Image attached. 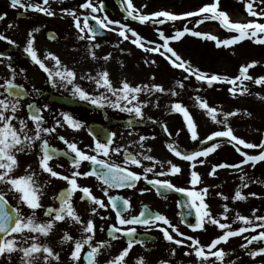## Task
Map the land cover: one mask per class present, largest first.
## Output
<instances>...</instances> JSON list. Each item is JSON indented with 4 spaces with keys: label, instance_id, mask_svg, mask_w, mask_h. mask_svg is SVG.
Masks as SVG:
<instances>
[{
    "label": "snow or ice",
    "instance_id": "obj_1",
    "mask_svg": "<svg viewBox=\"0 0 264 264\" xmlns=\"http://www.w3.org/2000/svg\"><path fill=\"white\" fill-rule=\"evenodd\" d=\"M11 7H23L25 10H34L44 13L48 16L55 15L54 11L49 5V0H43L42 3H27L24 4L22 0H10ZM260 4H264V0H259ZM80 8L91 9L89 15L83 16V23H81V16L77 14L75 9H62V12L70 15L74 19L75 27L78 29L79 40H87L89 47L87 48L88 55L92 60L98 59L94 49L99 48V44L93 43L96 40L97 34L101 29H109L117 32L124 40L131 39V42L137 47L141 48L145 52L156 53L159 52L169 60L170 64L177 69L183 70L187 75L183 80H177L176 86L180 89H184V81L189 77H195L196 80L205 82L208 86H213L217 82H226L232 87L229 88V92L232 96H236L238 93L243 95L248 92V88L244 81H253L256 85H264V75H260L254 78L249 74V69L257 65L258 61H251L247 64H242L239 69V74L235 77H229L227 75H219L216 73H209L201 70L199 67L194 66L190 60L184 59L175 49L170 47L169 41L180 40L185 34H191L194 37L204 38L210 41H215L216 47L224 46L229 47L238 44L240 41L246 38L254 39L257 44L264 45V23L258 20H250L248 22H234L231 21L227 12L219 9V0H214L213 3L205 4L195 11H186L180 14L174 13L169 10L154 11L149 14H144L140 9H137L132 0H121V7L127 13V17H131L135 21L140 23H146L152 21L155 24L163 25L166 21H178L187 17H198L196 24H202L205 20L219 21L223 28L229 31H235L237 35L231 36L228 39H220L216 35L210 32L195 31L189 28L187 25L182 30H176L173 35H166L162 30L157 29L159 36L162 38L163 43L156 45L153 41H148L145 37L140 35L135 29L131 28L127 23H122L120 20H111L107 13H104L103 17L96 15L97 12H103V0H99V5L93 4L92 0H84V3L79 5ZM246 7L252 17H264V8L257 11L253 7L252 2L246 0ZM126 17V18H127ZM163 17V19H160ZM89 18L96 22V27L89 24ZM4 19V16L0 15V20ZM12 27V25H9ZM40 31L39 27H35L28 32V38L26 46L23 48L24 53L31 59V61L38 65L48 76V83H51L53 87H63L69 89L70 95L73 99L89 102L98 108L111 107L118 109L121 112L133 114L134 117H143V108L147 106V100H140L141 93L152 94L153 92H159L162 94H170L173 97L179 95L176 88H165L158 83L149 84H132L126 78L122 79L119 86H116L110 77L109 71L104 69L96 70L93 75L91 71L82 75L77 74L76 70L72 67H68L63 64L60 57L51 51H46L43 58L38 55V50L35 47L36 37L34 33ZM129 33L131 36H129ZM49 39H55L54 33L48 34ZM0 40L8 41L11 44H16V41L11 40L10 37L0 33ZM163 49V51H161ZM123 51V49H121ZM2 55V54H0ZM112 58V54L108 53L99 59L108 61ZM11 60V58H8ZM54 61V67L50 68L46 61ZM146 64L148 60L144 61ZM155 63V61H151ZM123 66V62H121ZM11 71L12 78L6 79L4 84L0 87L4 88L6 95L0 93V185L7 186V192L0 190V259L7 261V264H11L14 254L19 253V264H52L55 261L56 264H60V253L55 251L51 244L46 239L41 241V237L47 238L50 236L56 228V225L60 222H69L71 224L80 225L81 235L76 238L71 235L67 230L63 231V235L60 237L61 244H72V249L69 254L70 264H79L81 259L85 264H99L98 257L103 254L104 249H108L112 246L111 240L119 239L117 233H123L127 238V246L124 247L115 257L107 260L104 264H127L126 258L128 257L133 246L137 243L144 244L143 240H138L135 237L136 228L128 227L122 228L117 225H111L108 231V236L111 240H96L95 235L97 232V226L93 218L85 221L82 216L77 212L74 203L73 196L79 191L82 193L81 201H89L92 205V216L99 215L98 209H104L111 206L116 212V218L118 224L123 225H135L140 224L147 228L156 227L163 233V237L166 241L173 242L176 245H184L186 241L191 243L187 246L192 249L191 252H185V255H191L194 253L197 258L198 264H208L210 258L212 264H234L233 261H227L225 258L230 255L222 247H217L221 243H227L229 238L241 236L243 233L248 232L250 229L255 231L261 229L257 234L251 237H244L245 243L240 245L241 248L247 249L254 241H264V216H255V219H251L248 216L236 213L233 223L240 221L245 226H241L236 229H232V225L229 223L221 222L223 217L227 220L229 213L228 205L223 206V212L219 216H213L210 211L209 205L205 202V197L209 195V189L204 187L200 190H196L195 186L201 182L200 173L195 171L196 163L203 164L204 160H199V157H207L210 153L215 152L220 143L213 142L210 146H206L200 150L184 152L180 149L177 143H167L166 147L175 156L181 157L184 161L192 162L190 167L191 171L190 184L193 188H179L168 179H158L148 177V173H153L156 165H160L161 169L165 167V164L156 159L150 154L144 152L133 153L127 150L123 145L114 146V137L116 133H110L104 142L96 138L93 135L94 148L92 151L95 154H89V152L80 149L76 142L69 141L64 136H59L67 149L73 154L71 164L74 171L71 175H65L62 172H58L51 165L50 161L53 160L54 155L58 152L53 148L47 136L56 132L57 127H63L65 124L74 129L79 130L84 127V122L75 118L70 112L62 111L60 113L61 119H55L52 126H45L46 120L43 112L48 110L49 106L43 107L37 106L35 103L27 105L29 111L27 117L19 115L23 105L21 100L27 93L24 91L23 86L16 84L14 78L16 76V70L12 64L7 65ZM23 71V70H21ZM154 79V77L152 78ZM78 80H87L95 85V89L103 91L89 92L85 89ZM34 91L39 94L40 89ZM258 98L264 99L259 93L256 94ZM197 106L204 110L206 114L217 124H223L224 130L214 131L207 135L201 143L205 141H213L214 138L224 137L227 138V142L235 146L237 143L244 145L248 149H260L258 155H249L247 152L241 153L244 157L237 164L220 163L212 166L209 175L214 176L219 168H233L240 169L241 165H247L249 162L253 166L257 162L264 161V139L259 144L247 142L244 139L236 136L234 130L228 126V118L236 116L240 113V109H235L230 112H223L217 107L211 106L207 100L197 95L194 97ZM158 106V105H157ZM170 111L179 113L183 117L184 124L190 133L193 141L199 140L198 125L189 109L180 101L172 102L170 105ZM246 116H251L252 113L244 110ZM222 115L223 119H218ZM32 125L31 127L29 125ZM164 131L171 133L168 130L167 125H163ZM147 137L140 136L139 142H141V148ZM37 144L39 150L37 153V161L39 172L32 168L29 164L23 174L16 175L15 173L20 167L19 155L31 153L36 149ZM123 150L124 159L122 164L111 162L109 159H101L100 156L109 157L111 153L119 154ZM151 149H148L150 152ZM237 151H240L237 148ZM82 161H89L94 166L91 171L80 172ZM154 162L151 166H144L143 162ZM168 167L166 171H160L156 173V176H165L168 174L176 175L181 173L182 169L179 165L173 163L171 160L166 162ZM129 165H136L142 167V172L138 173L131 170ZM41 173H46L50 178H58L67 182V187L62 189L56 194L53 199L58 202V206H45L42 203V197L44 196V189L51 183V180L40 181L39 176ZM93 176L97 180L101 181L105 186L102 188L104 196L107 197L108 203L106 204L104 199L97 197L93 194L89 186H82L78 183L79 177ZM145 180L148 185H153L156 188L157 193L160 191L174 189L177 192H186L189 197L188 207L195 209V223H187V227L194 232L197 230H205L206 225L216 226L218 229L223 230L222 234L216 236L207 245L200 242L198 237L186 235L179 230V227L173 224L167 216L161 213H154L151 210L145 208L142 209L139 215H133L128 217L126 214L132 207L130 200L119 196L109 195L110 188H135L137 182ZM246 176L242 175L241 180L244 181ZM247 187L245 183L243 185ZM151 189L145 188L141 191H149ZM9 193H15L17 204L12 206L7 199ZM218 196H222L224 200H228L229 197L224 196L222 193H217ZM249 195L255 196L256 193H250ZM234 200H245L247 197L237 189L235 195L232 197ZM119 201V203H117ZM23 206H26L29 210L28 214L23 212ZM42 210L44 217L47 219H40L37 216V211ZM256 210H253L255 214ZM191 215V212L188 213ZM104 219V217H101ZM259 221V223H257ZM164 226H162L160 223ZM183 222V219H182ZM171 229V231H169ZM100 231H104L103 225L99 228ZM173 233L176 235L174 236ZM176 236L183 239L176 238ZM171 254H176V249H171ZM248 255L255 258L259 255H264V247H258L248 252ZM134 264H148L144 256H139L134 261ZM159 264H170L169 261H160ZM191 264V262H189ZM264 264V262H261Z\"/></svg>",
    "mask_w": 264,
    "mask_h": 264
},
{
    "label": "flooded vegetation",
    "instance_id": "obj_2",
    "mask_svg": "<svg viewBox=\"0 0 264 264\" xmlns=\"http://www.w3.org/2000/svg\"><path fill=\"white\" fill-rule=\"evenodd\" d=\"M66 1H71L72 3L61 2L60 4H54L52 0H49V5L47 6L51 7L53 4L51 9L55 10L54 12L58 17L55 22H53V16H48L31 9L26 11L23 7L13 8L11 7L10 0H0V15L4 16V19L0 20V33L8 37L13 36L16 41V44H10L8 41L0 40V54H2L0 55V85L4 84L6 79L12 78L11 71L7 67V65L11 63L16 70L14 82L22 85L24 91L27 93L21 100L23 107L19 113L20 116L26 118L29 111L27 105L35 103L40 107L44 105L49 106L48 110L43 112L46 120L45 126H52L55 119L62 120L60 116L62 111L70 112L75 118L84 122V127L79 130H74L65 124L63 127H57L55 133L46 137L52 147L58 150L53 160L50 161L51 165L56 171L62 172L65 175H71V172L76 170L71 164L73 154L67 149V146L58 139L59 136H64L69 141L76 142L80 149L89 152V154H95L92 151L94 148L93 135H96L97 139L104 142L108 135L114 132L117 134L114 137V146L123 145L128 151L134 154L140 152L146 154V152L148 153L147 147L148 139L151 135L150 132H153V128L155 129L156 126L160 125L159 121H161L162 118H143V120H141V118L134 117L133 114L121 112L111 107L98 108L89 102L73 99L70 95V87L69 89H65L59 85L53 87L51 83L47 82V73L40 69L38 65H35L23 51V48L26 46L28 32L35 27H39V32L45 33V37L49 30H54L57 33V39L59 34H62L64 43L69 49V52H63L61 55L59 52L48 49L47 46L49 45L45 42H37L36 39L35 44L43 50L38 51V55L41 58H43L46 51H51L60 57L63 64L74 68L78 76L82 75L84 70V47L85 45L89 47V44L77 38L78 29L75 27L73 17L62 12V9H75L77 14L81 16V23H83V16L87 15L85 11L90 13L91 9L80 8L79 5L83 3L80 0H76L75 3H73V0ZM22 2L24 4L29 2L42 3L43 0H22ZM95 14L103 17L104 12H97ZM115 15L116 13L114 12L108 14V17L114 20ZM9 25H12V27H9ZM12 33L15 34L11 35ZM36 34L37 33H34L35 37ZM112 39L111 32L109 36L101 38L96 37L97 42L95 44L100 45L99 48L94 49L98 57V59H96L97 61L101 60L99 59L100 55L98 52L102 47L109 46L110 50L108 53L112 55L115 54L116 50H111V48L115 46L111 41ZM47 40V42L54 41L48 38ZM120 53L125 54V51H120ZM9 57L11 60L8 59ZM46 63L50 68L54 67V61L48 60ZM5 70H7V76ZM77 82L83 87L85 86V80H78ZM34 88L40 89L39 94L34 91ZM0 93L7 94L2 87H0ZM29 126L31 127L32 125L30 124ZM140 136L147 137V139L142 142L143 148H141V142L137 141ZM213 142L218 141L214 139L213 141H207L206 144L210 146ZM237 148H239L240 151H237ZM38 150L39 145L37 144L36 149L31 153L19 155L20 167L15 173L16 175L23 174L25 168L29 164L32 165L33 169L39 172L37 161ZM230 150L228 149V151L224 152L221 156V150L217 149L215 152L205 157V174L204 179H202V177L200 183L204 182V187L209 189V195L205 197V202L209 205L213 216H219V214L223 212V206L227 204L229 208L227 220L220 217L221 222L229 223L232 225V229H236L245 226L240 221H235V223H233L237 212L253 220L255 216H264V162L256 163L255 166L249 162L247 165H241L240 169L219 168L214 176H210L209 172L213 165L220 163L237 164L244 159L241 153L247 152L251 155L253 152L257 151L258 148L248 149L237 143L235 146L231 147ZM100 158L109 159L111 162L122 164L124 152L122 150L119 154L111 153L107 158L101 155ZM143 165L151 166V163L149 161H144ZM177 165L180 166V163ZM92 167L94 166L91 162L82 161L78 170L80 172L91 171ZM129 167L131 170L138 173L142 172V167L136 165H129ZM166 170V167L163 169L160 167L159 170L148 173V177L150 179H168L179 188H193L190 184L191 175L189 171L188 174L181 172L176 175L168 174L165 176H156V173ZM242 175L246 176L244 181L241 180ZM39 179L41 182L49 179L51 180V183L44 189V196L42 197L43 205L58 206V202L54 201L53 197L67 187V182L58 178H50L46 173H41ZM78 183L82 186H89L94 195L104 199L106 204L108 203L107 197L104 196L102 191V188L105 186L101 181L93 176H89L79 177ZM200 183L195 186L196 190L204 188ZM245 183L247 187L243 186ZM145 188L151 190L142 192L141 190ZM237 189H239L247 199H232ZM0 190L7 192V186L0 185ZM217 193H222L224 196L229 197V199L224 200L222 196H218ZM250 193H256V195H249ZM81 195L82 193L77 191L73 196V203L77 212L85 221L89 218L94 219L97 226L95 235L96 240H111V237L108 236V231L110 226L114 224L122 228H136L135 237L138 240H143L144 244L137 243L133 246L126 258L127 264H134V261L139 256H144L148 264H159L160 261H169L170 264H189V262H191V264H198L194 253L185 255V252L192 251V249L187 246L191 243L190 241H186L184 245L178 246L173 242L166 241L159 228L150 227L146 229V226L140 224L121 226L118 224L116 212L111 206L98 209L99 215L92 216L91 203L87 200L81 201ZM109 195L130 200L132 207L126 214L128 217L139 215L141 210L145 208L154 213L164 214L173 224L179 227L181 232L186 235L198 237L200 242L204 245L209 244L213 238L221 235L223 231L212 225H206L205 230H197L195 232L187 227V223H195L196 216L195 209H190L188 207L187 202L189 197L186 192H177L174 189H162L158 194L155 186L148 185L147 182L142 179L137 182L135 188H110ZM7 199L12 206L17 204L15 193H9ZM117 203H119V201H117ZM22 210L25 214L29 213L26 206H23ZM253 210H256L255 214H253ZM189 212H191V215H188ZM37 216L42 220L47 219L44 217L42 210L37 211ZM101 217H104V219H101ZM158 223L164 226L162 222ZM257 223H259V221H257ZM101 225H103L104 231L99 230ZM79 229L80 225L78 224H71L67 221L60 222L56 225L53 233L47 238L41 237V241L44 242L46 239L54 250L60 253V264H70L69 254L72 249V244H61L60 237L63 235V231L67 230L73 237L78 238L81 235ZM169 231H171V229H169ZM259 231H261V229H256L255 231L250 229L241 236L231 237L227 243L222 242L221 245H218L217 247H222L226 252L230 253V255L225 258L226 262L233 261L234 264H261V262H264V255H259L255 258L248 255L250 250L264 247V241H254L247 249L240 247V245L246 242L244 237H251ZM173 235L175 236L176 234L173 233ZM117 236L119 239L111 240L112 246L108 249H104L103 254L98 257L99 264H104L105 261L115 257L127 246V238L123 233H117ZM176 238L183 239L179 236H176ZM173 248L176 249L175 255L171 254V249ZM13 256L17 257L16 264H19L20 254L16 253ZM213 259L214 258H210L208 264H212ZM1 261H4V259H0V262ZM52 264H56V262L52 261ZM79 264H85L84 260L81 259ZM217 264H219V262H217Z\"/></svg>",
    "mask_w": 264,
    "mask_h": 264
},
{
    "label": "rangeland",
    "instance_id": "obj_3",
    "mask_svg": "<svg viewBox=\"0 0 264 264\" xmlns=\"http://www.w3.org/2000/svg\"><path fill=\"white\" fill-rule=\"evenodd\" d=\"M55 3L60 4L61 2L72 3L66 0H52ZM76 0H73L75 3ZM115 11V19L120 20L122 23H127L131 28L135 29L140 35L145 37L148 41L155 42L156 45H160L163 42L159 41L155 35V32L151 30H146L147 25L152 22L148 21L146 23L135 25L130 21L126 20L115 3V0H103ZM93 4L98 5L99 0H92ZM214 0H132L133 5L140 9L142 13L149 14L154 11L159 10H169L174 13L180 14L186 11H195L198 8L204 6L205 4L213 3ZM248 2L253 3V7L259 11L264 8V4H260L259 0H248ZM53 7V4L51 5ZM219 9L228 13L231 21L234 22H248L250 20H258L261 23H264V17H252L246 7V0H219ZM53 11H55L53 9ZM55 13V12H54ZM87 11H85V14ZM104 15V14H103ZM57 14L53 15V22L57 19ZM160 19H163L161 17ZM174 21H166L164 29L168 33L174 34L176 30H182L183 26L187 25L189 28L195 31L210 32L213 35H216L220 39H228L237 33L229 31L222 27L219 21L205 20L202 24L191 23L190 20L186 22L182 28L175 25ZM159 29L158 27L155 30ZM12 33L11 35H14ZM264 35V34H258ZM129 36L131 34L129 33ZM11 40H14L13 36H9ZM37 42H45L47 48L59 52L61 55L63 52H69V49L64 43L62 34H59L57 40L53 42H47L45 33L38 32L36 34ZM111 40L115 45L111 50H116L115 54L112 55V58L108 61L103 59L97 61L92 60L88 55L87 46L84 47V70L83 74L91 71L94 75L96 70L106 68L109 73L112 81L116 86H119V83L122 79H127L132 84H149L158 83L163 85L165 88L175 87L178 96L173 97L170 94H162L159 92H153L152 94L144 93L139 96V99L144 101L147 100L148 104L143 108V118H162L160 122H163V125H167L169 132H165L166 137L174 141L179 145L183 150L193 149L198 144H203L200 141L211 134L213 131L224 130L225 126L223 124H217L211 120V118L206 114V112L200 109L197 106V103L194 99L195 96L199 95L207 102L214 107L222 110L223 112H230L235 109H240V113L236 116L228 118V126L234 130V134L247 142L259 144L262 139H264V99L258 98L256 95L259 93L261 96H264V85H256L253 81H244L245 85L248 88V92L241 95L237 94L235 97L229 92V88L232 85L226 82H217L213 86H208L205 82H201L195 79V77H189L188 80L184 81V89H180L176 86L175 82L177 80H183L184 76L187 75L183 70L174 68L166 56L161 55L159 52L149 53L145 52L141 48L137 47L131 42V39L124 40L118 35L117 32L112 31ZM15 41V40H14ZM88 42L87 40H84ZM97 40L93 41L96 43ZM211 43L210 40L194 37L191 34H185L180 40H170L169 45L177 51L184 59H188L191 63L199 67L201 70L209 73H216L219 75H227L229 77H235L239 74V69L242 64H247L253 60L258 61L259 63L253 68L249 69V74L254 78L264 75V45L257 44L254 42V39L246 38L243 41H240L238 44L224 47H216L215 41ZM9 43V42H8ZM11 44V43H10ZM35 47L38 51H43L37 44ZM123 49L125 54H121L120 51ZM110 50L109 46L102 47L98 54L100 57H103ZM163 51V49H161ZM86 52V53H85ZM64 55V54H63ZM133 56H137L135 58ZM148 60L149 63L144 61ZM155 61V63H151ZM123 62V66H121ZM166 68H169L166 69ZM7 76V70H5ZM154 77V79H152ZM85 89L89 92H98L103 91V89H95V85L91 82L85 80ZM185 96L187 100V108L193 115L194 119L198 125L199 140L193 141L191 139L190 133H188L187 128L184 124L183 117L179 113L170 111V105L172 102L180 101L181 95ZM158 105V106H157ZM251 112V116H246L244 110ZM193 110V111H192ZM140 118V117H137ZM218 119H223V116L220 115ZM158 130L153 128L152 135L148 139V149H151L150 154L156 159L160 160L165 164L167 168V161L171 160L173 163H180L182 169L181 172L186 174H191L193 170L190 167L192 162L184 161L181 157L175 156L171 151L166 147L167 142ZM157 132V133H156ZM139 141V139H137ZM206 142V141H205ZM221 150V156L224 152H227L233 147L232 144L228 142H219ZM244 146V145H243ZM206 146H203V148ZM231 151V150H230ZM258 152V151H256ZM199 160H204V157H199ZM262 162V161H260ZM264 162V161H263ZM151 164L154 162H150ZM259 163V162H257ZM160 165H156L154 170H159ZM195 171L200 173L202 179H204L205 174V162L203 164L196 163ZM204 187L205 183H200ZM253 184V183H252ZM2 260V259H1ZM17 257L13 256L11 264L17 263ZM0 264H7L4 261H1Z\"/></svg>",
    "mask_w": 264,
    "mask_h": 264
},
{
    "label": "water",
    "instance_id": "obj_4",
    "mask_svg": "<svg viewBox=\"0 0 264 264\" xmlns=\"http://www.w3.org/2000/svg\"><path fill=\"white\" fill-rule=\"evenodd\" d=\"M117 3L118 5L120 6L121 10L123 11V13L125 14V16L127 17V13L124 11V8L121 7V0H117ZM106 5V4H105ZM105 8L108 10L107 6H105ZM131 20H133L131 17H127ZM96 22L93 24V27H96ZM49 33H53V32H49ZM48 33V34H49ZM104 35H107L103 30H100V32L97 34V36H104ZM49 37V36H48ZM55 37H56V34H55Z\"/></svg>",
    "mask_w": 264,
    "mask_h": 264
},
{
    "label": "trees",
    "instance_id": "obj_5",
    "mask_svg": "<svg viewBox=\"0 0 264 264\" xmlns=\"http://www.w3.org/2000/svg\"><path fill=\"white\" fill-rule=\"evenodd\" d=\"M189 20H187V19H185V20H179V21H177V25L178 26H180V28H182L181 26H183L186 22H188ZM192 23V22H191ZM167 34V33H166ZM211 43H213L214 44V42L213 41H211Z\"/></svg>",
    "mask_w": 264,
    "mask_h": 264
}]
</instances>
